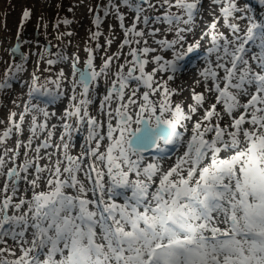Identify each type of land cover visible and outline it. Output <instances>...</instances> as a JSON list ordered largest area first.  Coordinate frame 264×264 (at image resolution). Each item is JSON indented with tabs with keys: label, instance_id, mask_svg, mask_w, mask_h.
Listing matches in <instances>:
<instances>
[{
	"label": "snow or ice",
	"instance_id": "6c2138e0",
	"mask_svg": "<svg viewBox=\"0 0 264 264\" xmlns=\"http://www.w3.org/2000/svg\"><path fill=\"white\" fill-rule=\"evenodd\" d=\"M204 2L121 0L116 4L109 0L102 10L119 20L125 35L121 49L127 46L129 51L101 98L102 119L90 115L88 106L94 102L90 97L99 79L108 78L119 52L97 71L93 49H86V70L78 67L74 57L71 79L63 71L56 79L31 74L25 82L29 99L24 111L18 121L17 114L11 113L9 127L0 133L4 181L0 243L7 238L21 249L18 258L9 260L4 253L14 256V251L0 248V264H264V17L253 14L250 0L243 6L238 0H208L210 11L212 5L219 6L220 16L213 13L212 23L201 34L208 37L209 46L199 75L216 102L186 138L185 121L191 116L184 114L180 104L173 108L170 97L175 90L167 85L181 71L184 59L200 48L199 41L187 43V34L194 30ZM256 3L264 8V0ZM121 5L136 14L130 27H125ZM30 16V10H25L22 19ZM221 18L228 34L217 28ZM94 23L97 27L101 23L98 12ZM159 25L165 33L160 39ZM167 33H173V38L169 40ZM100 35L97 31L91 38ZM149 38L158 47L148 46ZM23 43L18 39L17 53ZM111 43L109 39L107 44ZM46 51L49 68L45 71L67 60L61 52ZM169 51L172 59L157 54L152 57V72L146 71L150 53ZM27 60V54L21 53L7 69L0 89L12 87L10 81L20 78ZM157 72L170 74L158 81ZM141 88L144 91L138 96ZM157 93L160 99H155ZM64 96L69 104L59 125L49 128L55 113L43 100L34 101ZM194 100L203 105L205 95L196 94ZM217 105H222L224 114L216 110ZM28 115V140H18L15 149L4 147L14 131L23 134ZM224 115L230 122L221 127ZM57 127L62 131L54 145ZM44 133L46 137L33 148ZM77 135L83 150L73 156L70 146L75 147ZM21 147L24 159L17 164ZM152 149L155 157L147 156ZM181 149L174 166L162 167L170 152ZM29 152L35 154L30 157ZM41 160L47 163L41 165ZM41 184L44 190L37 191ZM22 185L25 195H20Z\"/></svg>",
	"mask_w": 264,
	"mask_h": 264
},
{
	"label": "rangeland",
	"instance_id": "374dc122",
	"mask_svg": "<svg viewBox=\"0 0 264 264\" xmlns=\"http://www.w3.org/2000/svg\"><path fill=\"white\" fill-rule=\"evenodd\" d=\"M108 2L109 0H0V83L5 81L7 69L10 65L16 62L19 57H13L11 52V48L16 46L18 39L20 41H24L20 52L27 54L28 56V60L26 61V70L19 74L20 78H14L10 81L12 85L10 89H0V131L9 127L11 113L15 112L17 114L15 119L17 121L19 120V115L24 111V106L29 99L27 96V84L25 82L31 79V74L33 72H36V74L41 76L42 79L44 77L56 79L58 73L63 71L65 76L71 79V64L74 57L78 58V67L81 70H86V63L88 59V52L86 49L88 48L93 49V56L95 57L94 67L97 71L100 70L104 61L109 56H114V54L118 52L120 53L119 60H116L115 58L113 59L108 78L106 80L104 77H101L104 78V80H101V78L99 79L95 95L90 97L94 100V102L88 106L90 115L96 117L98 120L103 118L100 114L101 98L103 95L107 94V90L111 87L112 80L115 78L113 73L119 70V65L124 63L125 54L129 51L127 46L121 49V43L124 40L125 35L124 31L120 27L119 20L112 13L105 16L104 11L102 10ZM244 2L245 0H238V3L241 6H243ZM114 3L120 4L121 0H114ZM249 6L253 8V14L258 18L264 17V8H261L256 3V0H250ZM25 10H30L31 12L30 19L26 21L22 19L23 12ZM120 11L125 14V27H130L136 14L129 11L128 8L122 5L120 7ZM162 11L163 10H161V12ZM172 11L175 12L176 9L173 8ZM97 12L101 18L99 27H97L94 23ZM213 13L215 17L220 16L219 6L212 5V10L210 11L208 0H205L200 12L196 14L194 30L187 34V43H195L199 41L200 48H207L209 46L208 37H202L201 34L205 31L207 25L212 23L214 19ZM64 20H68L70 23L65 24L62 22ZM57 23H59V27L56 26ZM243 23L244 22L241 21V24ZM159 26L162 31L157 37L158 39L163 38L165 35L163 26ZM217 28L219 31L228 34L229 30L224 27V21L222 18L219 20ZM97 31H99L101 35L96 39H92V34ZM67 33H71V35H67ZM167 38L169 40L172 39L173 33H167ZM109 39L112 40L111 45L107 44ZM97 45H99V47H97ZM132 46L137 47L135 44ZM148 46L158 47L152 42L151 38L148 39ZM185 47H187V44ZM46 49L50 50L51 53L61 52L67 57V60L51 66L50 71H45L46 68H49L46 64V59L49 58V53ZM157 54H161L167 59L173 58L172 52L170 51L152 53L153 57ZM196 54V52L189 54L184 59L181 71L177 73L175 78L172 81H169L167 85L170 90H175V94L170 97L173 108L176 104H180L184 114L191 116L190 121H185L187 128L191 130V132L194 127V123L197 122V110L194 113L191 112V105L196 104V106L194 105L195 108L199 106L204 109L208 108L207 110H209L211 105L216 102L214 97V102L211 104V101L209 100L210 95L206 90H201L199 83L195 82L194 70L204 67L201 63H198L195 68L193 67V65L197 62V59L195 58ZM42 55L44 59H41ZM51 58H55V56H52ZM201 58L203 59L204 57L202 56ZM127 59L131 60L132 58L129 56ZM154 67L155 65L152 62H149L146 65V71L152 72ZM124 71L127 72V68H125ZM169 74L170 73L161 74L160 72H157L156 79L159 81L161 77H163L164 80H167V76ZM210 84L211 82L209 81V86ZM64 88L67 89L70 94L71 89L67 81L64 83ZM79 91L80 89L77 88V92ZM143 91L144 89H140V92L137 95H142ZM19 94H21L20 97ZM128 94L129 93L126 91L125 101L128 99ZM196 94L205 95L203 105H197L194 100V95ZM155 99H160L159 93H157ZM40 100L44 101L49 112L55 113V115L49 120V128H51L52 125H59V117L63 114L66 106L69 104L68 97H57L55 100L38 97L34 102H39ZM13 101H15V103H13ZM218 106L219 105H217L216 110L219 112L220 110ZM112 107L115 108L116 104L113 103ZM40 119L42 120L43 117H40ZM30 120L31 115L25 117L23 134L17 135L14 131V134L6 142L4 147H7L8 145L9 148H12V145H14L18 139L25 142L28 140V124ZM222 121L223 120L220 121L221 127L227 124V121ZM113 123L115 124V121H113ZM212 123H216L215 117L212 118ZM245 127H247V125ZM61 131L62 129L59 127L55 129V135L52 138V143L54 145L59 142ZM46 135L47 133L41 135L37 140L38 142L33 144V148H35L36 144L40 143V140L44 139ZM190 135H187L186 138L190 137ZM207 138L211 139V134H209ZM82 143L83 141L81 136L77 135L75 137V147L70 146V154L73 156H79L83 150L81 147ZM161 148L163 149L162 143ZM168 148L170 150L171 146ZM100 150L102 152L105 150L104 143H102ZM1 151L2 148H0V152ZM19 151L20 156L18 158L19 160L17 159L16 161L17 164L23 161L25 149L21 147ZM49 151H53V149H49ZM172 153L173 152H170L169 159L161 162L162 167H171L175 165ZM34 154V152H29L30 157ZM155 154L156 150L152 153H147V156L155 157ZM87 163L88 162L86 160L85 164ZM9 167H11V165H9ZM100 167L103 168V165H100ZM81 179H83V177H81ZM1 180L4 182L2 178ZM85 183L87 184V181H85ZM22 186L20 195H25ZM41 190H44L43 184H41V187L37 189V191ZM69 193L71 194V190H69ZM26 195L27 198H30L31 192H28ZM3 244L4 243H0V248L3 247ZM5 244L6 246L12 248L11 250L14 251L15 255H9V253L6 252L4 254V258L14 260L20 256L19 252L21 249L18 248L19 246H17L13 241L6 238Z\"/></svg>",
	"mask_w": 264,
	"mask_h": 264
},
{
	"label": "bare ground",
	"instance_id": "6f19581e",
	"mask_svg": "<svg viewBox=\"0 0 264 264\" xmlns=\"http://www.w3.org/2000/svg\"><path fill=\"white\" fill-rule=\"evenodd\" d=\"M198 54H200V53H198ZM201 55V54H200ZM152 57H153V55H152V53H150L149 55H148V57H147V59L151 62L152 61ZM202 70V68H198V69H195L194 70V78H195V82H198L199 83V85H200V87H201V90H206V87H205V84H204V81H203V78L202 77H200V75H199V73H200V71ZM101 80H104V78H101ZM199 80V81H198ZM194 82V81H193ZM141 89H143V88H141ZM22 90V89H21ZM22 94V93H21ZM21 94H19V97L21 96ZM209 100L211 101V104L214 102V96H209ZM195 106H196V104H194ZM193 104L191 105V108L192 107H195ZM23 106V105H22ZM219 107V112L221 113V114H224V109H223V107H222V105H219L218 106ZM221 107V108H220ZM208 109V108H207ZM207 109H204L203 107H199V106H197L196 107V110H197V115H196V117H197V122L199 121V120H201L202 118H203V116L205 115V111L207 110ZM40 119V118H39ZM41 120V119H40ZM223 121L222 122H224V121H227V123H229L230 122V118L227 116V115H224V118L222 119ZM221 121V120H220ZM246 126V125H245ZM5 129H2L0 132L2 133L3 131H4ZM192 132H191V130H189L188 129V131H187V133H185V137L187 136V135H190ZM19 140V139H18ZM38 140V139H37ZM36 140V142H38ZM23 141V140H22ZM35 142V143H36ZM16 145H17V142L14 144V145H12V148H10V149H15V147H16ZM7 148H9V146L7 145ZM3 150V149H2ZM2 152V151H1ZM182 152H183V149H181L179 152H173L172 153V157H173V160H174V162H176V157L178 156V155H182ZM43 154V153H42ZM10 155H11V153H10ZM224 154H222L221 153V156H223ZM19 160V159H18ZM146 162H151V161H146ZM46 163H47V161H46ZM40 164L41 165H43V164H45V161L44 160H41L40 161ZM174 165V164H173ZM165 169H167V168H169V167H167V166H165L164 167ZM30 178V177H29ZM0 184H1V187L0 188H3V182H2V180H1V178H0ZM24 186H22V188H23ZM17 245V244H16ZM3 247L2 248H5V247H7V248H9V249H12L11 247H8V246H6V244L4 243L3 245H2ZM18 246V245H17ZM18 248H20V247H18ZM6 253V252H5ZM4 253V254H5ZM19 254L21 255V251L19 252Z\"/></svg>",
	"mask_w": 264,
	"mask_h": 264
},
{
	"label": "water",
	"instance_id": "95a60500",
	"mask_svg": "<svg viewBox=\"0 0 264 264\" xmlns=\"http://www.w3.org/2000/svg\"><path fill=\"white\" fill-rule=\"evenodd\" d=\"M11 52H12V55H13V57H15V56H19L20 57V55H21V52L20 53H17L16 51H15V47L14 48H11ZM156 149H152L150 152H152V151H155ZM149 152V153H150Z\"/></svg>",
	"mask_w": 264,
	"mask_h": 264
}]
</instances>
